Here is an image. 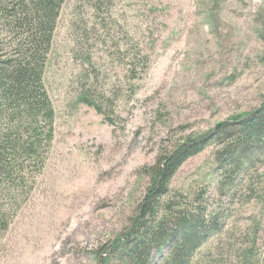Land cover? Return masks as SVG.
I'll use <instances>...</instances> for the list:
<instances>
[{"label":"rangeland","instance_id":"1","mask_svg":"<svg viewBox=\"0 0 264 264\" xmlns=\"http://www.w3.org/2000/svg\"><path fill=\"white\" fill-rule=\"evenodd\" d=\"M44 84L55 139L0 264H136L145 206L172 235L169 210L192 203L222 231L189 264H264V144L227 185L216 158L218 127L264 105V0H66ZM184 146L196 153L154 204L156 168Z\"/></svg>","mask_w":264,"mask_h":264},{"label":"trees","instance_id":"2","mask_svg":"<svg viewBox=\"0 0 264 264\" xmlns=\"http://www.w3.org/2000/svg\"><path fill=\"white\" fill-rule=\"evenodd\" d=\"M65 1L0 0V239L28 202L53 147L56 115L44 76ZM218 131L226 146L216 158L222 183L227 185L234 172L242 174L246 165H252L249 155L264 144V105L236 122L220 125ZM196 149L184 146L163 158L155 170L158 190L149 195L154 204L166 195L172 178ZM188 205L175 213L169 208V219L180 226L172 235L165 227L168 219L158 220L154 208L145 206L134 231L140 234L132 251L136 264H153L151 247L170 251L171 259L164 264H189L199 246L222 231V213L209 214L201 203ZM256 258L252 251L244 264H254L260 260Z\"/></svg>","mask_w":264,"mask_h":264}]
</instances>
